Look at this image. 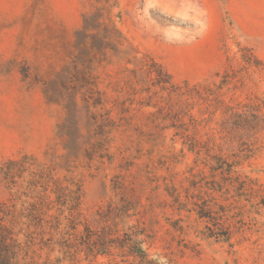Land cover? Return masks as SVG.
I'll list each match as a JSON object with an SVG mask.
<instances>
[{
  "label": "rangeland",
  "instance_id": "obj_1",
  "mask_svg": "<svg viewBox=\"0 0 264 264\" xmlns=\"http://www.w3.org/2000/svg\"><path fill=\"white\" fill-rule=\"evenodd\" d=\"M110 13L0 0V230L20 263L264 264V0H119ZM142 66L193 92L204 155L164 115L176 99L162 111L149 95L154 75L130 81ZM221 127L235 129L226 141ZM239 145L251 154L227 183L211 157ZM86 223L103 243L116 233L109 252L78 247Z\"/></svg>",
  "mask_w": 264,
  "mask_h": 264
},
{
  "label": "trees",
  "instance_id": "obj_2",
  "mask_svg": "<svg viewBox=\"0 0 264 264\" xmlns=\"http://www.w3.org/2000/svg\"><path fill=\"white\" fill-rule=\"evenodd\" d=\"M119 4V0H101V5L104 8V13L107 16H112L110 13L111 9L117 8ZM244 50L243 55L241 56L242 60L246 63V65H260L261 62L252 54L249 50ZM242 52V51H241ZM229 69L227 68L224 70V72L221 75H218L220 78L221 83H228L230 76H229ZM146 74L149 73L150 75L153 74L154 77L151 80V83L149 85L150 91L149 95L153 96H159V108L163 111V96L166 97L169 101L173 102L174 99H176V102L181 105L177 109L174 108V105H171L168 103L166 105V111L165 116L170 117L171 119L175 118L176 122H180L177 127L175 125H170L172 128H179L177 132H180V138L182 139V144L184 147H187V150L195 156L200 157L201 155H204L205 152H203L204 146H201L200 142H198L194 137L190 136L189 133L193 129L196 128V120L188 113L189 110H187V99L193 95V92L190 91L187 87L180 88L175 87L172 85L169 81V77L163 78V72H161L160 69L158 71L155 69L154 71L151 70L150 67L142 66L138 69H135L134 72L130 75L129 79L132 81V79L137 82L138 80V74ZM188 97V98H185ZM186 99V100H185ZM242 116V115H240ZM239 116V117H240ZM175 129V130H176ZM235 130V129H234ZM231 128H225L221 127L218 131L221 135V140L226 141V138L230 137V134L232 131H234ZM177 135V133H175ZM221 148V147H220ZM238 150L236 152L232 153H225L223 154L222 151H220L219 154L214 155L212 158V170L214 174L217 175V177H224L226 178L225 181L227 183L235 182L239 177L235 176L234 168L235 166L239 165V159H247L251 154V148L250 146L243 147L238 146L236 147ZM203 152V153H202ZM241 163V162H240ZM222 178V180L224 179ZM114 208V206H113ZM99 220L100 221V215ZM105 218V217H104ZM105 220V221H104ZM116 220H121L120 217H117L115 214L113 218H107L103 219L104 225L107 223L108 227H113ZM4 226V220H3V212L0 209V229ZM85 236L82 241H79L78 247L87 248L89 250V253L93 255H98L99 253H106L113 248L115 244V240H117L116 233L114 234L113 231H110L109 234L105 237L104 241L106 243H103L100 241V237L97 233L94 235L88 234L91 232L90 230H94L97 232V227H93L86 223L85 225ZM115 232V231H114ZM87 233V234H86ZM130 234V244L133 246L138 247L139 252H143V241L139 238V235L132 234L131 231L127 232ZM103 240V239H102ZM15 242L4 235L2 230H0V264H23L20 263V258L17 255V249L15 248Z\"/></svg>",
  "mask_w": 264,
  "mask_h": 264
}]
</instances>
